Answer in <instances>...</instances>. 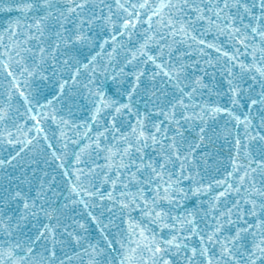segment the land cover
<instances>
[{
  "label": "snow or ice",
  "instance_id": "6c2138e0",
  "mask_svg": "<svg viewBox=\"0 0 264 264\" xmlns=\"http://www.w3.org/2000/svg\"><path fill=\"white\" fill-rule=\"evenodd\" d=\"M0 264H264V0H0Z\"/></svg>",
  "mask_w": 264,
  "mask_h": 264
}]
</instances>
